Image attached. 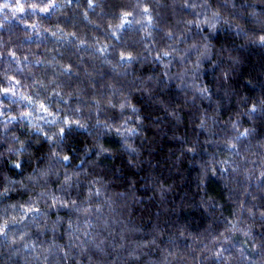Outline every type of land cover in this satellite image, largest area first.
<instances>
[{
	"label": "clouds",
	"instance_id": "1",
	"mask_svg": "<svg viewBox=\"0 0 264 264\" xmlns=\"http://www.w3.org/2000/svg\"><path fill=\"white\" fill-rule=\"evenodd\" d=\"M0 264H264V0H0Z\"/></svg>",
	"mask_w": 264,
	"mask_h": 264
}]
</instances>
